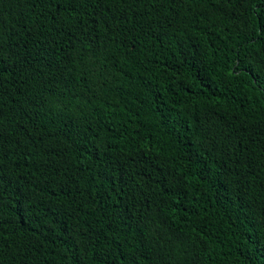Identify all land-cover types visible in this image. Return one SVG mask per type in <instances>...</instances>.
I'll list each match as a JSON object with an SVG mask.
<instances>
[{
	"label": "trees",
	"instance_id": "trees-1",
	"mask_svg": "<svg viewBox=\"0 0 264 264\" xmlns=\"http://www.w3.org/2000/svg\"><path fill=\"white\" fill-rule=\"evenodd\" d=\"M0 264H264V0H0Z\"/></svg>",
	"mask_w": 264,
	"mask_h": 264
}]
</instances>
